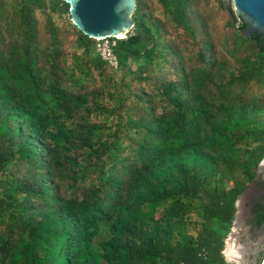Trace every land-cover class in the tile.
Masks as SVG:
<instances>
[{
	"label": "trees",
	"instance_id": "obj_1",
	"mask_svg": "<svg viewBox=\"0 0 264 264\" xmlns=\"http://www.w3.org/2000/svg\"><path fill=\"white\" fill-rule=\"evenodd\" d=\"M132 19L113 68L64 1L0 0V264H231L253 183L264 224L262 36L231 0Z\"/></svg>",
	"mask_w": 264,
	"mask_h": 264
},
{
	"label": "water",
	"instance_id": "obj_2",
	"mask_svg": "<svg viewBox=\"0 0 264 264\" xmlns=\"http://www.w3.org/2000/svg\"><path fill=\"white\" fill-rule=\"evenodd\" d=\"M69 9L71 23L93 40L123 39L134 26L132 15L136 0H62ZM230 1V0H226ZM236 14L248 24L243 33L250 37L259 33L264 41V0H231ZM264 158L259 164L256 179L263 172ZM237 213L242 208L236 202ZM236 219V218H235ZM235 220L228 238L231 237ZM227 261H231L225 257ZM260 264H264V255Z\"/></svg>",
	"mask_w": 264,
	"mask_h": 264
},
{
	"label": "flooded vegetation",
	"instance_id": "obj_3",
	"mask_svg": "<svg viewBox=\"0 0 264 264\" xmlns=\"http://www.w3.org/2000/svg\"><path fill=\"white\" fill-rule=\"evenodd\" d=\"M256 181H259V179L257 178ZM261 194H263V190L257 183H253L248 190L241 195L239 200L242 203V208L239 210L237 217H235V227H233L231 235L232 238L241 241V239H238L239 234L240 232L244 233L245 241L241 242L243 243L247 264H255L259 253V246L263 243L264 224L259 228L254 226L252 223L253 215L251 213L252 203L257 201ZM227 255L233 257L234 260L237 258L235 257L236 254L234 250L228 251Z\"/></svg>",
	"mask_w": 264,
	"mask_h": 264
},
{
	"label": "rangeland",
	"instance_id": "obj_4",
	"mask_svg": "<svg viewBox=\"0 0 264 264\" xmlns=\"http://www.w3.org/2000/svg\"><path fill=\"white\" fill-rule=\"evenodd\" d=\"M217 27H218L217 29H218V32H219L218 34H221V26L217 25ZM131 67L134 68L133 64H131ZM238 239H241V241H245L244 233L240 232ZM241 241L240 240H236V238L234 239L232 237L228 238V236H227V238L225 240V248H224V251H223L224 256L228 258V256H227V248L231 247L234 250L235 254H236L235 257H237L236 261L234 259H230L231 261H228L231 264H247L246 263V259H245V255H244L245 251L243 249V243ZM263 250H264V234H263V243L261 244V246H259V253H258L257 259L255 261V264H258V261H259L261 255H262V253H263ZM262 259H263V257H262ZM262 259L260 260L259 264L261 263Z\"/></svg>",
	"mask_w": 264,
	"mask_h": 264
},
{
	"label": "built area",
	"instance_id": "obj_5",
	"mask_svg": "<svg viewBox=\"0 0 264 264\" xmlns=\"http://www.w3.org/2000/svg\"><path fill=\"white\" fill-rule=\"evenodd\" d=\"M96 50L103 61L107 62L111 67L116 68L118 65L116 57L111 51V44L108 39L96 40ZM113 45V44H112Z\"/></svg>",
	"mask_w": 264,
	"mask_h": 264
},
{
	"label": "bare ground",
	"instance_id": "obj_6",
	"mask_svg": "<svg viewBox=\"0 0 264 264\" xmlns=\"http://www.w3.org/2000/svg\"><path fill=\"white\" fill-rule=\"evenodd\" d=\"M228 251H233V249H231L230 247H228V248H227V252H228ZM227 256H228V255H227ZM228 258H229V259H233V257H231V256H228ZM236 260H237V258H236ZM236 260H235V261H236Z\"/></svg>",
	"mask_w": 264,
	"mask_h": 264
}]
</instances>
